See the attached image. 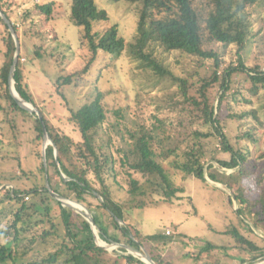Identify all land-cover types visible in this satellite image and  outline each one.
<instances>
[{
	"label": "rangeland",
	"instance_id": "obj_1",
	"mask_svg": "<svg viewBox=\"0 0 264 264\" xmlns=\"http://www.w3.org/2000/svg\"><path fill=\"white\" fill-rule=\"evenodd\" d=\"M2 1L4 10L1 9V12L7 13L10 22L15 21L18 27L16 34L21 45L19 58L23 66L24 83L33 96L34 105L40 110L43 109L50 124L57 131L70 135L76 142L81 141L80 131L69 121L70 110L92 101L101 93L108 114L103 130L107 133L101 139L105 141L112 138L116 152L117 148L127 150L130 147L126 143L130 135L127 128L135 130L142 127L145 132L151 133L152 145L160 161L170 171L175 183L184 189L169 202L164 199L162 187L156 186L152 190L151 186L145 184L147 191L142 199L147 206L131 211L127 222L134 224L146 235L170 228L177 235V240L164 249L163 254L171 264L262 262L258 260L251 263L249 260L240 263L239 258H248L250 255L242 250L241 244L233 235L226 233L236 227L251 241L263 245L261 239L264 238V230L255 226L254 214L247 213L244 215L245 222H242L237 212L242 205L236 197L234 199L239 189L235 186L236 183L231 182L235 188H230L224 183L213 184L193 175H186L171 164L176 162L179 156H168V149L178 145L181 147L176 150L181 152L187 146L192 130L199 128L204 132H212L210 137L202 139L207 152V163L212 162L211 155L229 158V154L222 148L220 136L213 133L211 123H203L202 116L194 109H188L187 117H184L187 113L181 112V108L187 106L181 78L197 84L202 76L212 73L213 59L204 60L205 66H201V61L194 56L177 51L165 52L161 47H157L159 57L172 72V75L160 76L152 69L142 67L140 60L130 53L129 45L135 42L137 22L143 4L126 0H95L100 8L107 11L109 22L117 25L119 35L125 39L126 49L115 57L100 52L90 63L91 52L81 44L80 28L70 18L71 0ZM48 2H54L51 15L42 13L38 8V5ZM28 11L31 13L29 17L26 14ZM253 18L252 34L244 51H239L236 45L224 48L221 44H214L223 61L220 74L227 65H237L240 55L243 56L247 67L259 65L260 70L264 71V12L255 13ZM6 35L5 25L0 21V66L5 60L6 47L3 38ZM0 72L2 73L1 69ZM230 80L231 89L225 100L220 103L225 124L223 132L236 149L249 154L243 166L246 175L235 174V181L242 185L246 196L254 201L264 190V159L259 157L264 151V85L258 84V93L255 94L251 91L252 82L242 71L235 73ZM5 87L0 75V103L6 106L0 107V195L4 197L6 191L14 187L27 189L46 184V178L39 172L41 163L44 162L42 152L45 140L35 139L37 132L34 117L9 107ZM199 87L198 83L197 89ZM217 88L218 86L212 93L216 111L222 93L219 91L217 94ZM192 92L196 93L195 90ZM232 113L244 115L241 118H231L228 115ZM121 114H124V117H118ZM183 119L187 121L180 126V120L183 122ZM188 120H192V123H188ZM247 130L255 134L256 141L239 138ZM184 139L186 140L182 142ZM214 165L227 175L234 172L221 167L217 162H214ZM128 172L131 170L119 165L116 167V174L106 175L114 198L124 203L130 198ZM134 176L141 182L146 180V176L142 174ZM56 181L57 179H54V182ZM87 199L98 205L102 201L99 196L88 195ZM26 200L31 201L32 198ZM77 202L89 208L86 203ZM52 205L57 206L54 202ZM18 207L16 201L10 203V200H7L0 204V227L11 224ZM53 212L55 218H58L60 211L54 209ZM23 216L25 220L28 219L26 212ZM57 222L59 223L58 219ZM245 223H249L254 231L250 232ZM43 227V223L34 225L29 237L26 231L19 246L28 251V238L37 232L41 233ZM254 227L258 228L259 232ZM112 231L119 234L115 229ZM96 240L98 245H105L101 243V237ZM54 241L51 237L47 241L39 238L33 246L30 245L29 253H19L17 262L28 264L37 256L47 253L53 247ZM208 242L218 245V248L203 254L197 262L195 256ZM104 247L109 252L117 250L108 244ZM143 247L148 250L147 246ZM22 251L20 248V252ZM7 264L16 263L9 260Z\"/></svg>",
	"mask_w": 264,
	"mask_h": 264
},
{
	"label": "trees",
	"instance_id": "obj_2",
	"mask_svg": "<svg viewBox=\"0 0 264 264\" xmlns=\"http://www.w3.org/2000/svg\"><path fill=\"white\" fill-rule=\"evenodd\" d=\"M120 1V0H114ZM129 2H141L142 8L137 22V36L135 42L129 45L131 55L140 60V65L152 69L160 76L172 75L168 65L158 55V48L165 52L177 51L189 56H194L205 66L204 60L213 59L214 68L212 73L202 76L197 84L189 83L187 79L181 78L183 94L187 104L181 108V112L187 113L188 109L197 111L202 116L205 124L211 123L214 132L220 136V143L229 158H217L211 155L210 163H207V152L202 139L208 138L212 132H204L194 128L188 137L187 146L180 152L176 149H168V156L178 155L179 159L171 163L176 169L182 170L186 175H193L206 181V175L213 181L224 183L230 188L239 187L235 193L236 199L242 205L238 214L243 221L244 215L254 214V224L264 230V190L260 192L259 198L251 201L245 194L240 183L235 181V174L246 175L243 166L248 160V152L236 149L229 141L228 136L223 132L224 118L222 117V101L227 97L231 89L230 78L238 72H244L253 86L251 91L258 93V84L264 85V71L260 66L247 67L243 56L240 55L238 64L227 65L222 74L219 70L223 66L220 53L214 48V44H221L224 48L236 45L239 51H244L248 45L249 37L252 34L254 14L264 12V0H126ZM0 8L4 10V3L0 0ZM42 13L51 15L54 9V2L38 5ZM70 18L80 28V41L83 46L91 52L90 63L96 56L103 52L111 57L119 56L126 49V42L119 35L118 27L109 22L107 11L100 8L95 0H71ZM7 14V13H6ZM28 17L31 13H26ZM8 15V14H7ZM9 17V15H8ZM27 17V16H26ZM0 21L5 25L7 35L3 38L5 60L0 66L2 83L5 87V97L9 107L14 111H21L30 115L35 122L37 141L44 138V130L38 116L23 109L12 97L9 90V76L16 51V44L13 33L5 19L0 16ZM13 27L18 32V27L13 21ZM15 87L20 96L30 102H34L31 92L24 83L23 66L19 58L15 74ZM180 79V78H179ZM216 92L222 91L220 101L215 109L213 97L214 88ZM194 87L195 94L191 91ZM198 94V95H197ZM198 96V97H197ZM103 95L98 93L90 102L83 104L77 109H71L69 121L75 125L82 135V140L76 142L70 135L57 131L41 110L47 130L57 146L58 160L55 156V148L49 144L46 149L47 170L44 162L41 163L39 172L44 179L48 176L51 188L62 196L86 203L92 211L95 220L102 230V233L111 241L123 243L137 249L147 246L148 250L157 264H171L165 259V250L176 242L177 235L173 232L167 234L166 230L160 233L146 235L134 224L127 222V217L134 209H141L147 206L142 199L146 195L145 184L155 189L156 186L164 189L165 201H173V198L183 192V188L175 183L170 171L160 161L157 151L152 145L150 132L144 129L135 130L127 128L129 138L126 142L129 149L117 148L114 150L112 138L103 141L101 139L107 132L104 125L108 120L107 110L103 103ZM194 105V106H192ZM1 108H5L0 103ZM195 107V108H193ZM35 115V116H34ZM244 114H230L231 118L243 117ZM124 117V114L121 116ZM198 119H200L198 117ZM187 120H180V126ZM192 123V120H188ZM187 138V137H185ZM239 138H247L256 141L253 132L247 130ZM184 139L182 142H184ZM179 152V153H178ZM119 153L121 155L119 156ZM264 159V151L259 155ZM214 162L228 170H234L231 174L220 172ZM125 167L131 170L128 172V192L130 198L126 203L117 201L110 185L107 183L106 175L116 174V167ZM132 172H134L132 174ZM67 177L65 180L62 176ZM135 174L146 176L145 182H141ZM54 177V178H53ZM57 177V178H56ZM54 179H57L54 182ZM231 182H234L231 184ZM102 201L94 204L87 199V196L97 197ZM26 196L32 198L26 200ZM37 198V199H36ZM10 200L19 204L15 218L7 227H0V264H7L9 260L16 264L19 253L27 254L30 245L39 238L47 241L50 237L54 239L53 247L37 258L29 261L28 264H145L132 254L124 251L109 252L97 244V238L88 220L71 208L65 207L62 203L50 194L46 184L35 185L27 189L14 187L6 191L5 197L0 195V204ZM56 203V207L52 205ZM259 207V208H258ZM54 209L60 211L58 218H55ZM24 212L28 219H24ZM261 215L263 217L261 218ZM37 217V218H36ZM122 220L123 223L116 218ZM34 219H39L35 220ZM56 219V220H55ZM59 220V223L57 222ZM44 224L41 233L37 232L29 239L28 251L19 246L28 231V237L33 226ZM250 232L254 230L245 223ZM115 229L117 232L112 231ZM235 237L241 244L242 250L250 255L248 258H239L240 263L251 261L256 263L264 260V238L263 245L251 241L238 228H231L227 232ZM15 243V246H14ZM45 243V242H44ZM20 248L23 249L20 252ZM218 248V245L208 242L200 248L195 256L196 261L202 258L203 254ZM164 252V254H163Z\"/></svg>",
	"mask_w": 264,
	"mask_h": 264
},
{
	"label": "water",
	"instance_id": "obj_3",
	"mask_svg": "<svg viewBox=\"0 0 264 264\" xmlns=\"http://www.w3.org/2000/svg\"><path fill=\"white\" fill-rule=\"evenodd\" d=\"M0 14L5 19L7 24L9 25L10 30L13 33L15 44H16V51H15L13 64L11 66L10 76H9V90H10V93H11L12 97L14 98V100L23 109L29 111L32 114L37 115L39 120L42 123L43 130H44V140H45L42 153H43L44 165L46 166V170H47L46 149H47L48 145L52 144L54 146V148H55V156H56L57 160H58L59 152H58L56 144L52 140V138H51V136H50V134H49V132L47 130V127H46V124H45V121H44V118H43L41 110L38 107H36L33 102H30V101H27V100L23 99L20 96V94L18 93V91H17V89L15 87L14 74H15L16 66H17V63H18V60H19L21 45H20V41L18 39V35L16 34V31H15V29L13 27L12 22H10L9 18L7 17V15L5 13L1 12V8H0ZM62 176H63V178L65 180H67V177H66V175L64 173H62ZM205 178H206V181H208V182H212L213 184H218V182L211 181V179L208 176H206ZM46 186H47L50 194L56 200L60 201L63 206L71 208L72 210H74L75 212L81 214L86 220L89 221V223L91 224V226L93 228V232H94L96 238H97V234L96 233L98 232V233H100V237L105 242V244L111 245L112 249H117L118 251H124L125 250L126 254H132L133 256L139 258L140 260H142L146 264H157L156 261L151 256V254L149 253V251L146 250L144 247H141L140 249H137L135 247H132V246H129V245H126V244H122V243H118V242H114V241L109 240L102 233V230L99 228L92 211L89 208H87V207H85V210H82V209H76V208H73V207L69 206L67 204V202H66L68 200V198L62 196L61 194H59L57 192H55L51 188V185H50V182H49V179H48L47 175H46ZM96 194L98 195V193H96ZM234 199H235V196H234ZM116 218L118 219V217H116ZM118 220L120 221V223L123 222L120 219H118ZM254 228L256 229V227H254ZM256 230H257V232H259L258 228ZM100 246H102V245H100ZM102 247H104V246H102ZM104 248L106 249V247H104ZM141 256H143V257H141ZM256 264H264V260L262 262H259V263H256Z\"/></svg>",
	"mask_w": 264,
	"mask_h": 264
},
{
	"label": "bare ground",
	"instance_id": "obj_4",
	"mask_svg": "<svg viewBox=\"0 0 264 264\" xmlns=\"http://www.w3.org/2000/svg\"><path fill=\"white\" fill-rule=\"evenodd\" d=\"M66 202H67V204H68L69 206H71V207H73V208L85 210V206H84L83 204H81V203H78V202L75 201V200L68 199ZM96 234H97V237L100 238V233L97 232ZM101 243H102V244H105V242H104L103 240H101ZM105 245H106V244H105ZM105 245H104V246H105ZM141 257H143V256H141Z\"/></svg>",
	"mask_w": 264,
	"mask_h": 264
},
{
	"label": "built area",
	"instance_id": "obj_5",
	"mask_svg": "<svg viewBox=\"0 0 264 264\" xmlns=\"http://www.w3.org/2000/svg\"><path fill=\"white\" fill-rule=\"evenodd\" d=\"M29 197H30V196H26V199H29ZM171 232H172V231H171L170 228H168V229L166 230V233H167V234H170Z\"/></svg>",
	"mask_w": 264,
	"mask_h": 264
}]
</instances>
